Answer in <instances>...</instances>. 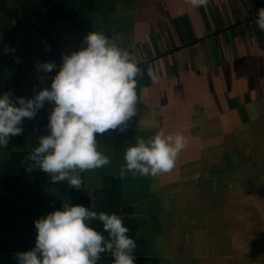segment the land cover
Instances as JSON below:
<instances>
[{"label":"crops","instance_id":"obj_1","mask_svg":"<svg viewBox=\"0 0 264 264\" xmlns=\"http://www.w3.org/2000/svg\"><path fill=\"white\" fill-rule=\"evenodd\" d=\"M260 8L264 0L198 8L186 0H0V95L31 99L50 89L62 56L86 47L93 31L141 69L137 115L124 132L97 135L110 163L82 173V188L54 183L28 159L50 134L53 103L0 148V264H18L16 254L35 247L34 222L64 203L120 216L136 243L134 264H264ZM44 63L57 67L45 72ZM160 131L186 138L174 169L121 176L126 149ZM89 226L103 231L98 221ZM98 264H113L111 254Z\"/></svg>","mask_w":264,"mask_h":264},{"label":"clouds","instance_id":"obj_2","mask_svg":"<svg viewBox=\"0 0 264 264\" xmlns=\"http://www.w3.org/2000/svg\"><path fill=\"white\" fill-rule=\"evenodd\" d=\"M186 3L198 8L207 6L208 0ZM255 22L264 31V8L257 10ZM85 43L81 50L62 56L50 89L39 91L31 99L13 100L8 92L0 95V148L8 147L10 137L22 134L23 119L35 118L45 102L54 104L47 124L50 134L39 138L28 159L54 183L66 180L75 189L82 188V173L110 163L98 150L97 135L124 132L137 115L139 104L136 78L141 69L129 52L101 32H90ZM56 67L55 63L40 65L45 72ZM147 75L154 83L159 82L152 69ZM186 144L182 134L165 135L163 131L147 140L140 138L126 149L120 175L155 177L169 173ZM92 221H98L103 231L89 226ZM34 225L35 247L17 253L18 264H98L102 253H110L113 264H134L135 240L114 213L64 203L63 210L47 214Z\"/></svg>","mask_w":264,"mask_h":264}]
</instances>
